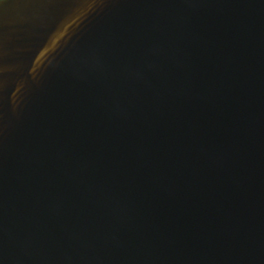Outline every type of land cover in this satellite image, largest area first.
<instances>
[{"label":"water","instance_id":"obj_1","mask_svg":"<svg viewBox=\"0 0 264 264\" xmlns=\"http://www.w3.org/2000/svg\"><path fill=\"white\" fill-rule=\"evenodd\" d=\"M0 264H264V0H1Z\"/></svg>","mask_w":264,"mask_h":264},{"label":"flooded vegetation","instance_id":"obj_2","mask_svg":"<svg viewBox=\"0 0 264 264\" xmlns=\"http://www.w3.org/2000/svg\"><path fill=\"white\" fill-rule=\"evenodd\" d=\"M1 1V0H0Z\"/></svg>","mask_w":264,"mask_h":264}]
</instances>
